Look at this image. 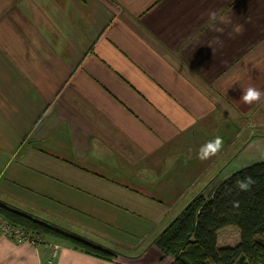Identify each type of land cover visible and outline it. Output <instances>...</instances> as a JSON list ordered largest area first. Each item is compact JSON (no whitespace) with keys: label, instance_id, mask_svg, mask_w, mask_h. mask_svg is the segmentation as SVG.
Returning <instances> with one entry per match:
<instances>
[{"label":"crops","instance_id":"crops-1","mask_svg":"<svg viewBox=\"0 0 264 264\" xmlns=\"http://www.w3.org/2000/svg\"><path fill=\"white\" fill-rule=\"evenodd\" d=\"M262 161L264 0H0V201L118 253L0 233V264H170L162 229Z\"/></svg>","mask_w":264,"mask_h":264},{"label":"trees","instance_id":"trees-1","mask_svg":"<svg viewBox=\"0 0 264 264\" xmlns=\"http://www.w3.org/2000/svg\"><path fill=\"white\" fill-rule=\"evenodd\" d=\"M251 175L255 183L241 192L235 181ZM0 216L36 234L54 236L105 259L118 253L76 232L49 223L0 201ZM236 226L240 241L220 247L218 231ZM170 264H235L246 255L250 264H264V161L246 166L221 180L212 193L199 192L184 205L154 240Z\"/></svg>","mask_w":264,"mask_h":264},{"label":"clouds","instance_id":"clouds-1","mask_svg":"<svg viewBox=\"0 0 264 264\" xmlns=\"http://www.w3.org/2000/svg\"><path fill=\"white\" fill-rule=\"evenodd\" d=\"M210 20L215 19V13H209ZM262 92L255 87H248L243 89V94L241 96V101L245 104H252L253 102L259 101L261 99ZM223 140L221 137L217 136L214 140L204 144L199 151L198 158L201 160H206L211 156L215 155L222 147ZM255 183L254 178L251 175H245L243 178H238L235 181V187L241 191H249L251 186Z\"/></svg>","mask_w":264,"mask_h":264},{"label":"built area","instance_id":"built-area-1","mask_svg":"<svg viewBox=\"0 0 264 264\" xmlns=\"http://www.w3.org/2000/svg\"><path fill=\"white\" fill-rule=\"evenodd\" d=\"M0 233L4 236H8L10 238H15L18 242H24L27 240H31L33 242L40 239V237L36 234L27 233L23 228L16 226L8 221L2 220L0 218Z\"/></svg>","mask_w":264,"mask_h":264},{"label":"water","instance_id":"water-1","mask_svg":"<svg viewBox=\"0 0 264 264\" xmlns=\"http://www.w3.org/2000/svg\"><path fill=\"white\" fill-rule=\"evenodd\" d=\"M235 264H250L248 257L242 254L235 262Z\"/></svg>","mask_w":264,"mask_h":264},{"label":"rangeland","instance_id":"rangeland-1","mask_svg":"<svg viewBox=\"0 0 264 264\" xmlns=\"http://www.w3.org/2000/svg\"><path fill=\"white\" fill-rule=\"evenodd\" d=\"M38 210H39V208H38ZM122 218L126 219L125 217H122ZM239 241H240V236H237L234 241H231V243H229L230 244L229 246H235V245H237L239 243Z\"/></svg>","mask_w":264,"mask_h":264}]
</instances>
